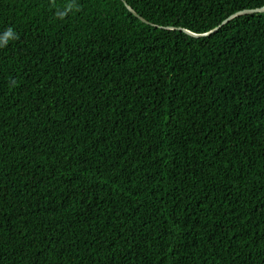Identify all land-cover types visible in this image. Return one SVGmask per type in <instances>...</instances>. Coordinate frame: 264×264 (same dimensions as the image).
<instances>
[{"label": "trees", "instance_id": "1", "mask_svg": "<svg viewBox=\"0 0 264 264\" xmlns=\"http://www.w3.org/2000/svg\"><path fill=\"white\" fill-rule=\"evenodd\" d=\"M125 1L0 0V264H264V0Z\"/></svg>", "mask_w": 264, "mask_h": 264}, {"label": "water", "instance_id": "2", "mask_svg": "<svg viewBox=\"0 0 264 264\" xmlns=\"http://www.w3.org/2000/svg\"><path fill=\"white\" fill-rule=\"evenodd\" d=\"M126 7L128 8V10L133 13L137 18H139L141 21H143L144 23H147L149 24V22L147 20H145L144 18H142L125 0H122ZM254 13H264V7L263 8H260V9H256V10H247V11H243V12H240L238 14H236L235 16H232L230 17L229 19H227L221 26L217 27L216 29H214L213 31L209 32V33H206V34H194L190 31H186V33H188L189 35L193 36V37H196V38H202V37H205V36H209L211 35L212 33H215L216 31H218L222 26H224L225 24H227L231 19L235 18L236 16H239V15H242V14H254Z\"/></svg>", "mask_w": 264, "mask_h": 264}, {"label": "clouds", "instance_id": "3", "mask_svg": "<svg viewBox=\"0 0 264 264\" xmlns=\"http://www.w3.org/2000/svg\"><path fill=\"white\" fill-rule=\"evenodd\" d=\"M8 35H9V38H11V37L14 35V34L12 33V30H11V29L9 30V34H8Z\"/></svg>", "mask_w": 264, "mask_h": 264}]
</instances>
